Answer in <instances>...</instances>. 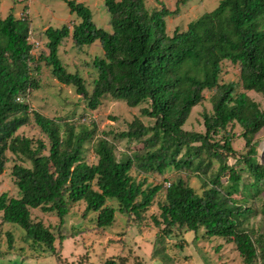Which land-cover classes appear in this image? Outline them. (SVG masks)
<instances>
[{"label":"trees","instance_id":"obj_1","mask_svg":"<svg viewBox=\"0 0 264 264\" xmlns=\"http://www.w3.org/2000/svg\"><path fill=\"white\" fill-rule=\"evenodd\" d=\"M59 1L75 21L71 27L44 30L46 54H33L38 45L29 42L33 38L25 7L0 16V174L7 152L29 164L12 167L18 197L0 195V224L19 227L36 251L55 255L60 262L55 235L41 222H33L30 210L55 214L65 230L69 206L82 202L83 216L93 213L91 222L102 229L115 222L116 213L140 221L163 192L157 203L160 219H153L156 227H163L162 234L174 236V227L181 231L175 237L183 230L203 229L206 238L233 244L244 264H264V201L259 232L249 229L255 212L245 206L264 192V165L257 160L254 141L264 128V109L246 94L251 91L264 100V0H220L171 36L165 19L177 10H148L144 0H103L111 29L105 31L96 27L82 3ZM64 39L80 52L90 46L101 49L102 55L88 65L94 72L90 91L80 73L68 72L60 60ZM223 63L238 66L243 92L235 93L234 83H219ZM41 64L60 84L74 88L91 110L106 98L130 108L145 105L140 112L154 121L152 126L134 118L126 131L113 134V139L140 145V151L117 158L107 133L94 139L95 128L75 131L73 124L63 126L32 111L25 100L38 89L32 74ZM205 91L214 94L211 112L202 115L203 132L183 130ZM31 120L48 147L41 140L16 135ZM234 126L241 129L244 154L236 155L232 148L234 136L228 129ZM87 144H92L97 158L93 164L84 158ZM230 155L232 165L227 162ZM214 162L219 163L215 170ZM133 168L145 175L189 171L202 182V193L178 173L165 186H150L145 178L136 181L130 175ZM63 241L58 231V244ZM103 264H126V259L110 258Z\"/></svg>","mask_w":264,"mask_h":264},{"label":"rangeland","instance_id":"obj_2","mask_svg":"<svg viewBox=\"0 0 264 264\" xmlns=\"http://www.w3.org/2000/svg\"><path fill=\"white\" fill-rule=\"evenodd\" d=\"M88 7L92 14V20L96 27L110 31L109 15L104 7L103 0H75ZM148 10L159 9L164 6L169 11L177 10L176 14L165 19L166 33L171 36L175 29L184 31L188 23L197 19L202 14L213 10L220 0H144ZM25 1H22V3ZM28 6L25 14L30 20L32 38L38 42L33 51L34 56L46 54V39L43 35L48 27L60 28L62 25L69 27L75 21V15L71 14L66 4L59 0H26ZM2 6H10L15 13L22 10L20 0H0ZM59 57L66 70L71 73L79 72L85 79L88 91L91 90L90 82L93 71L90 65L95 57L102 55L98 46L85 47L78 51L70 39H64L59 47ZM38 82V89L30 92L26 97V103L32 111H36L47 119L61 124H73L75 131L81 128L87 131L95 128L94 139L108 134V141L115 149L117 158L121 154L132 155L139 152L141 146L128 143L126 140L113 139L117 134L128 129V124L134 118H138L145 126H152L154 121L141 115V109L145 105L136 108L128 107L124 102L103 99L96 110L87 108L86 102L80 99L74 92V88L64 86L55 80L49 68L40 65L37 73L32 74ZM220 84L234 83L235 93L243 92L239 87V69L237 65L223 63L219 78ZM214 91L203 92L204 100L191 109L190 115L183 126V130L190 132H203L202 115L211 112L210 98ZM261 109H264V100L254 92H246ZM233 133L231 139L232 148L236 155L244 154V141L240 138L241 129L234 126L228 129ZM16 135L26 137L32 141L41 140L48 147L47 139L40 133L32 120L18 129ZM256 152L260 153L264 143V128L255 136ZM233 155L227 162L234 164ZM84 158L88 164L96 162L97 158L92 144L85 145ZM217 162L213 163V169L218 168ZM14 165L28 167L27 162L19 160L10 152L6 153L4 169L0 174V195L5 193L9 198H17L18 191L11 174ZM165 174H141L136 169L130 171V175L136 181L144 178L150 186L162 184L168 185L174 180L175 173L185 180L196 193H202V182L189 171L166 170ZM163 200V192L154 199L152 205L143 213L141 220L137 221L133 215L122 216L115 214V222L106 228L98 229L94 221L91 222V213L84 217L85 204L78 202L69 206L64 220V228L58 226V219L53 213H43L40 209L30 210L31 220L41 222L55 235V247L60 253V262L52 254H43L40 250L26 241L25 233L19 227L11 224H0V264H103L110 258H124L126 264H244L233 244H227L218 237L206 238L204 230L182 231L179 237L178 228L174 227V236L162 234L163 227H156L153 219L159 218L157 203ZM264 201V192L255 200L245 204L253 207L254 214L249 219V229L259 232L262 225L260 208ZM115 203H107L108 206L117 207ZM58 231H61L64 241L58 244ZM72 233V234H71ZM182 241L179 242L178 239ZM252 264H259L254 262Z\"/></svg>","mask_w":264,"mask_h":264},{"label":"crops","instance_id":"obj_3","mask_svg":"<svg viewBox=\"0 0 264 264\" xmlns=\"http://www.w3.org/2000/svg\"><path fill=\"white\" fill-rule=\"evenodd\" d=\"M22 1H25V2L22 3ZM20 3L22 4L23 7L28 6V3H26V0H20ZM11 9L13 10V8L10 6H2L0 4V16L5 17ZM25 10L27 11V14L29 15L27 8Z\"/></svg>","mask_w":264,"mask_h":264},{"label":"water","instance_id":"obj_4","mask_svg":"<svg viewBox=\"0 0 264 264\" xmlns=\"http://www.w3.org/2000/svg\"><path fill=\"white\" fill-rule=\"evenodd\" d=\"M257 160L261 165H264V143L261 145L260 153L257 154Z\"/></svg>","mask_w":264,"mask_h":264},{"label":"built area","instance_id":"obj_5","mask_svg":"<svg viewBox=\"0 0 264 264\" xmlns=\"http://www.w3.org/2000/svg\"><path fill=\"white\" fill-rule=\"evenodd\" d=\"M29 42H30V44L33 45L34 47H36V46L38 45L37 42H35V41L31 40V39H29Z\"/></svg>","mask_w":264,"mask_h":264}]
</instances>
